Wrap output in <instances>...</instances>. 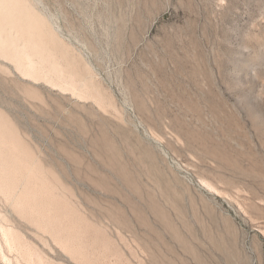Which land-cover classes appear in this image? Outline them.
Listing matches in <instances>:
<instances>
[{"label": "rangeland", "instance_id": "rangeland-1", "mask_svg": "<svg viewBox=\"0 0 264 264\" xmlns=\"http://www.w3.org/2000/svg\"><path fill=\"white\" fill-rule=\"evenodd\" d=\"M18 1L0 121L53 206L0 184V264H264V0Z\"/></svg>", "mask_w": 264, "mask_h": 264}, {"label": "bare ground", "instance_id": "bare-ground-1", "mask_svg": "<svg viewBox=\"0 0 264 264\" xmlns=\"http://www.w3.org/2000/svg\"><path fill=\"white\" fill-rule=\"evenodd\" d=\"M27 8L18 0H0L1 53H5L8 55L10 54L20 59H24V52H20L17 49L16 40L13 38V32L16 31L19 32L18 35L23 38L22 40H24L29 46L32 47V50L35 51V53H40L35 39L36 27L34 26V24H32L33 16L29 12L30 10L28 11ZM29 65L31 71H34V66L31 59H29ZM16 139L17 138L13 134L11 129H9L8 126L0 121V184L5 185L8 190H14V192L16 191V188L17 190L22 189L23 193L21 192L22 195L19 194L20 196L18 195V197L20 198V200H22L21 202L23 204V207L21 206V202L19 204L23 208V210L25 209L24 212L27 211L26 213H28V216L30 215V217L32 218L35 216L38 218L47 217L48 219V217L51 216V210L53 206L51 205L52 198H42L45 192L48 191V189L41 184H35L36 182L34 183L32 177L30 176L31 174L29 175V173L26 172L27 170H25V168L21 166V163H18L19 159L13 156L14 154H12V150L10 148L11 145L8 141H16ZM18 197L16 196L15 199H17Z\"/></svg>", "mask_w": 264, "mask_h": 264}]
</instances>
